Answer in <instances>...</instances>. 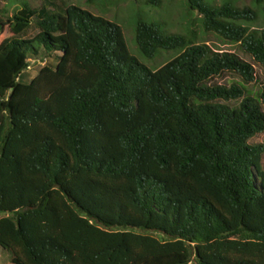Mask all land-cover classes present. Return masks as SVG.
Segmentation results:
<instances>
[{
    "label": "trees",
    "instance_id": "trees-1",
    "mask_svg": "<svg viewBox=\"0 0 264 264\" xmlns=\"http://www.w3.org/2000/svg\"><path fill=\"white\" fill-rule=\"evenodd\" d=\"M0 0V250L5 264H264V0H181L189 27L75 4ZM160 6L161 0H145ZM35 27L31 37L24 34ZM4 33L3 36L1 34ZM43 63L33 77L30 66ZM229 72L231 85L210 84ZM230 105V102H237Z\"/></svg>",
    "mask_w": 264,
    "mask_h": 264
},
{
    "label": "rangeland",
    "instance_id": "rangeland-1",
    "mask_svg": "<svg viewBox=\"0 0 264 264\" xmlns=\"http://www.w3.org/2000/svg\"><path fill=\"white\" fill-rule=\"evenodd\" d=\"M22 1H27L33 6H38L40 0H7L3 6L6 9V13L11 15L14 11L21 8ZM58 4H75L84 9L89 10L93 14L100 15L110 21H113L121 26L124 31V38L126 49L129 54L138 58L141 62L147 65L152 70L160 67L165 62L173 58L176 53L174 52H161L157 57L153 59H147L143 57L136 48L134 41L133 26L138 19L144 21L150 20H163L165 29L171 33H184L187 31L189 24L188 20L184 17L185 9L182 6L181 0H161L160 6L150 5L145 3V0H55ZM245 4H249L250 0H243ZM196 30L198 34V42L204 41L207 44L213 46L220 51L233 52L240 58L250 63L254 68L255 81L251 84H240L245 89L246 94L255 93L262 84H264V69L257 63H255L249 56L245 55L237 44H231L222 42L212 34L204 35L198 24L195 23L191 26ZM254 28L264 27V18L258 17L257 21L252 24ZM37 32V29L33 26L25 34L24 37H31ZM4 33L1 34L3 36ZM43 63H34L30 66L29 77H33L36 70ZM240 81L238 76H235L229 72H225L220 76L211 79L210 84L219 85H231L232 82ZM237 102H230V105H235ZM251 144L263 143L264 144V132L255 136L249 140ZM264 164V155H263ZM264 168V165H263ZM8 253L4 250H0V264H5L8 261Z\"/></svg>",
    "mask_w": 264,
    "mask_h": 264
}]
</instances>
